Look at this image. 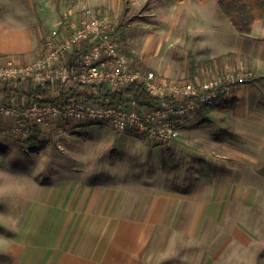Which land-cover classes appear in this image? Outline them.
Wrapping results in <instances>:
<instances>
[{"label":"crops","instance_id":"obj_1","mask_svg":"<svg viewBox=\"0 0 264 264\" xmlns=\"http://www.w3.org/2000/svg\"><path fill=\"white\" fill-rule=\"evenodd\" d=\"M80 5L83 0H0V58L39 56L48 31ZM166 7L182 11V79L215 73L209 65L247 67L258 76L236 87L208 119L194 115L217 121L223 133L206 153L210 163L196 166L178 186L55 180L47 193H36L33 216L4 248L14 264H264V21L244 34L223 18L218 0H166ZM193 121L182 127V141L189 140L185 126Z\"/></svg>","mask_w":264,"mask_h":264},{"label":"rangeland","instance_id":"obj_2","mask_svg":"<svg viewBox=\"0 0 264 264\" xmlns=\"http://www.w3.org/2000/svg\"><path fill=\"white\" fill-rule=\"evenodd\" d=\"M165 1L83 0V5L74 11L94 6L96 11L106 14L116 24L120 48L135 58L139 70L154 71L164 79H180L182 11L178 15L179 11L165 8ZM156 61L158 65L154 67ZM185 67L187 69L188 66ZM208 70L221 72L225 69L209 65ZM199 72H202L201 67ZM193 118V124L185 126L191 131L188 141H182V131L175 141L156 143L107 126H74L60 121L42 132L41 144L29 146L26 139L12 133L0 115V264H14L6 258L4 248L17 242L25 217L33 216L36 193L40 190L47 193L57 179L62 184L67 179L84 178L102 185L117 180L170 181L177 186L178 182L186 184L196 166L201 170L210 163L206 153L214 145L215 137L223 135L219 130L217 132V121L203 122L193 115L186 122ZM26 223L28 229L32 228L33 217ZM33 237L30 236L31 241Z\"/></svg>","mask_w":264,"mask_h":264},{"label":"built area","instance_id":"obj_3","mask_svg":"<svg viewBox=\"0 0 264 264\" xmlns=\"http://www.w3.org/2000/svg\"><path fill=\"white\" fill-rule=\"evenodd\" d=\"M256 77L245 68L194 79H164L154 71H141L135 58L120 48L113 20L84 8L66 15L48 31L39 56L25 62L0 58V83L5 89L18 83L27 88L50 86L53 93L65 94L66 104L30 102L22 97L8 104L0 95V115L15 136L26 140L33 129L44 132L63 121L74 126L98 124L166 143L179 139L188 118L203 108L230 101L236 87L252 83ZM136 80L153 97L150 105L139 106L135 98L116 105L103 96L88 97L94 87L104 85L116 91ZM85 89L87 95H74Z\"/></svg>","mask_w":264,"mask_h":264},{"label":"trees","instance_id":"obj_4","mask_svg":"<svg viewBox=\"0 0 264 264\" xmlns=\"http://www.w3.org/2000/svg\"><path fill=\"white\" fill-rule=\"evenodd\" d=\"M181 1V0H175ZM204 1V0H200ZM218 4L222 13L230 20L234 28L244 34L251 32L254 22L264 21V0H218ZM220 60V58H219ZM191 72L195 74V61L191 59ZM93 93L88 95L89 98L94 99L97 96H103L116 105H124L130 98L137 99L139 106H148L151 104L153 97L147 92L144 85L139 81H133L126 88L122 90L110 91L106 86L100 85L92 89ZM0 94L8 104H12L16 98H25L30 102H44L52 100L58 102L60 105L66 104V97L64 93H53L50 86H29L24 91L17 89H2ZM87 95L88 89L74 95ZM213 108H203L196 113V116L208 119V114ZM207 121V120H206ZM42 132L38 129H33L28 139L25 141L26 145L35 146L42 143L40 139Z\"/></svg>","mask_w":264,"mask_h":264}]
</instances>
